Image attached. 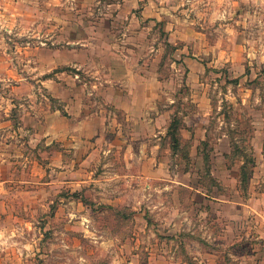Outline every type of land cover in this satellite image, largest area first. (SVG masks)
Instances as JSON below:
<instances>
[{
    "label": "rangeland",
    "instance_id": "obj_1",
    "mask_svg": "<svg viewBox=\"0 0 264 264\" xmlns=\"http://www.w3.org/2000/svg\"><path fill=\"white\" fill-rule=\"evenodd\" d=\"M29 1L0 0V264H264V0Z\"/></svg>",
    "mask_w": 264,
    "mask_h": 264
},
{
    "label": "crops",
    "instance_id": "obj_2",
    "mask_svg": "<svg viewBox=\"0 0 264 264\" xmlns=\"http://www.w3.org/2000/svg\"><path fill=\"white\" fill-rule=\"evenodd\" d=\"M19 1H21V2H30L29 0H19ZM18 3H20V2H18ZM0 7L2 8L3 6H2V5H0ZM5 11H6V9H5ZM259 156H260V158H262V157H263V155H262V154H259ZM255 157H256V154H255ZM257 163H258V160H257Z\"/></svg>",
    "mask_w": 264,
    "mask_h": 264
}]
</instances>
